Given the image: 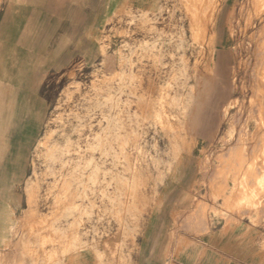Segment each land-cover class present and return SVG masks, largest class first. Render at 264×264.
<instances>
[{"label": "rangeland", "instance_id": "374dc122", "mask_svg": "<svg viewBox=\"0 0 264 264\" xmlns=\"http://www.w3.org/2000/svg\"><path fill=\"white\" fill-rule=\"evenodd\" d=\"M104 2L101 24L70 50L68 86L28 166L26 208L9 219L25 264H136L163 182L197 143L194 132L215 127L205 114L224 122L202 151L205 169L232 176L237 204L264 208V0H234L223 24L224 8L213 45L209 0ZM21 61L0 49V63Z\"/></svg>", "mask_w": 264, "mask_h": 264}, {"label": "crops", "instance_id": "0c3cea01", "mask_svg": "<svg viewBox=\"0 0 264 264\" xmlns=\"http://www.w3.org/2000/svg\"><path fill=\"white\" fill-rule=\"evenodd\" d=\"M104 1L5 0L0 10V49L22 60L0 63V253L4 259L16 256L20 263L29 261L11 248L25 240L13 236L9 219L26 208L23 185L28 166L46 114H52L68 86L70 50L79 49L90 24L91 30L93 24L96 28L101 24ZM42 54L48 59L34 61ZM210 122L215 127L194 132L197 143L163 182L158 206L145 224L136 264H264V208L237 204L242 195L238 190L230 192L232 176L226 180L218 176L214 168L218 164L205 169L202 151L212 148L224 127L220 112L205 114V124ZM221 186L226 190H217Z\"/></svg>", "mask_w": 264, "mask_h": 264}, {"label": "bare ground", "instance_id": "6f19581e", "mask_svg": "<svg viewBox=\"0 0 264 264\" xmlns=\"http://www.w3.org/2000/svg\"><path fill=\"white\" fill-rule=\"evenodd\" d=\"M202 1H204V0H202ZM233 2H234V0H209V4H210V9H209V11H207V12H205V13H207V15L210 17V19L212 20V25H211V37H212V39H213V42H212V45H213V43H214V41L216 40V37L218 36V26H217V24H218V18H219V16L221 15V13H222V11L224 10V8H226L227 9V11H226V14L223 16L224 18H223V24H224V22H225V20H226V18H227V16L229 15V13L230 12H232V8H233ZM192 3V2H191ZM188 4V3H187ZM190 6V5H189ZM194 6V5H193ZM259 19L261 20V22L262 23H264V14H262V15H259ZM223 24H222V27H223ZM211 48V47H210ZM263 52V54H261L262 55V59L264 60V50L262 51ZM226 64H227V67L225 68V70H224V75H225V77L226 78H228V75H229V67H228V65H229V60L226 58ZM260 74H261V72H260ZM212 77V76H211ZM260 80H262V82H261V88L259 89V87H258V89L259 90H261L262 91V96L264 97V73L262 74V79L260 78ZM233 82V81H232ZM257 82V81H256ZM254 84V83H253ZM255 85V84H254ZM258 86V85H257ZM256 86V87H257ZM252 89H253V87H252ZM256 90V89H255ZM259 90H256L255 92H257V93H259ZM262 97V98H263ZM264 99V98H263ZM264 103V102H263ZM163 104V103H162ZM234 108V102H231V103H229L228 105H227V107H225V108H223L224 109V114H228L229 112H230V110L231 109H233ZM210 109H211V107H210ZM222 109V108H221ZM177 118V117H176ZM174 125V124H173ZM262 126V125H261ZM263 133V132H262ZM239 136V135H238ZM254 136V135H253ZM241 139V138H240ZM86 141V140H85ZM49 142V141H48ZM252 142H254V141H252ZM244 144V143H243ZM255 144V143H254ZM115 146V145H114ZM251 147V146H250ZM256 147V146H255ZM236 148H231L230 149V151H229V156H232L235 152H236ZM237 152H238V150H237ZM88 155V154H87ZM208 155V154H207ZM224 155V154H223ZM97 156V155H96ZM98 156H100V155H98ZM206 157V156H205ZM208 157V156H207ZM206 157V158H207ZM254 157H256V156H254ZM212 158V157H211ZM226 158V157H225ZM224 161V160H223ZM107 166H109V165H107ZM218 171V170H217ZM214 172H215V170H214ZM243 173V172H242ZM87 179V178H86ZM249 188V187H248ZM251 189H249L248 191H250ZM246 191V190H245ZM247 200H249V199H247ZM244 203H245V200L243 201ZM249 202V201H248ZM251 202V201H250ZM249 202V203H250ZM264 203V202H263ZM249 206V205H248ZM185 228V227H184ZM87 233H88V231H87ZM93 235V234H92ZM90 238V237H89ZM88 238V239H89ZM87 241V240H86ZM89 241H90V239H89Z\"/></svg>", "mask_w": 264, "mask_h": 264}]
</instances>
